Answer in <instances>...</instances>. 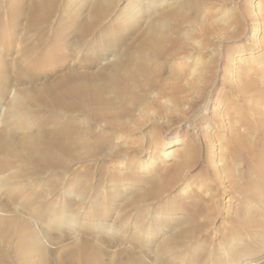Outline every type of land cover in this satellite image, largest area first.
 <instances>
[{"label":"rangeland","instance_id":"374dc122","mask_svg":"<svg viewBox=\"0 0 264 264\" xmlns=\"http://www.w3.org/2000/svg\"><path fill=\"white\" fill-rule=\"evenodd\" d=\"M30 1L32 0H28ZM79 1L76 0V3L72 4L73 9ZM259 4L264 7V0H122L123 7L127 6V8H119L123 9L121 13L118 9L120 19L113 24H107L109 28L106 25L102 29L103 35H100L99 39L103 40L101 38L104 37L105 40L94 50H91L92 46L89 51L82 52L83 57L74 56L65 63L66 67L91 71H96L99 67L112 68L117 59V54L113 51L116 40L126 39L120 46V50L125 49L130 38L127 37L128 33L130 36H139L142 29L147 28L155 19L158 25L154 24V26L157 27H161L165 22L160 32L164 40L160 41L155 54L148 55V60L150 58L152 63L146 66L149 75L148 78L140 76V80L146 83L148 79L149 81L152 79L159 83L165 79L166 83L177 85L180 90L176 91L172 88L167 90L164 87L168 92L167 99H163L156 96V90L150 91V87L145 86L150 94L147 98L143 97V103L138 101V104L133 106L135 108L133 120L131 123L128 122L130 127L132 126L133 133L127 134L131 129L126 134L120 131L115 133L107 128L93 125L96 129H102L91 134L92 150L98 143L102 150L110 149V146L121 147L124 152L117 157V161H92L81 164L78 171H69L68 176L62 173L54 177L48 172L37 171L29 174L26 179L14 178V181L10 182L11 185L5 183V175H0V199L6 203L8 193L16 194L15 202L22 205L13 208L39 227L50 226L52 228H49L50 234L67 236L69 240L67 239L65 244L82 238L84 234L87 237L91 235L90 238L105 235L115 238L114 243H109V240L105 239L111 259L115 258L119 248L137 251L139 246L137 248L133 243L138 241L142 247L139 254H143V258L148 256L149 258H145L146 261L151 260L145 263H159L160 257L156 248L159 236L151 233L150 227L155 223L154 221H165V232L170 233L181 229L187 218L197 226L203 227V233L207 234L203 236L202 233V245L195 248L192 259L207 258L212 253H215L216 258H226L229 251L224 249L233 248L237 245L235 239L239 238L243 244L249 243L246 244L244 251H250L252 260H256V264H264V239L260 240L262 242H257L249 232L244 234L239 230L228 231L230 225L240 228L244 222L239 219L242 220L246 214H252L256 220H264V205L262 206L260 202L262 197L264 198L262 189L264 188V27L258 37H246L248 28L258 19H264V8L256 10ZM19 6V0H0V35L1 31L5 32V37L0 38V57H7L4 47L7 49L13 47L11 58L7 57L9 66L5 70L0 69V86L7 88L6 96L0 94V138L7 131L18 136L25 132L35 134L44 131L34 119L36 111L28 105L19 107L15 102L18 92L31 89L29 81H25L26 83L18 81L19 77L31 76L22 72L18 62L24 57L29 63L25 50L31 48L29 46L31 44L26 42L25 38L29 37L35 42L36 36L33 35V31H28V19L22 18L19 23L12 21V15L17 13ZM60 14L54 16L52 25L47 24V30L51 34L57 27ZM157 16L162 18L161 22L160 19L158 20L159 17L156 20ZM13 26H16L13 30L15 32H12ZM99 51L105 52L101 60L95 63L94 56ZM155 59L157 63H154ZM30 64L36 67L39 73L42 72L39 82L44 81L43 78L48 76L51 77L48 80L53 81L66 71L63 70L64 68L61 70L63 65L58 61H47L37 65L30 62ZM161 65H164L165 72L160 69ZM109 71L110 69L106 73L109 74ZM16 75L19 77L17 78ZM7 77L11 83H7ZM219 79L220 81L225 79L226 82L225 91L220 96H218L219 90L224 82L218 88L213 87ZM246 79L256 82L257 88L248 90L245 86ZM160 83V85L164 84ZM107 94L115 97L111 90ZM141 95L140 92H136V97ZM214 98H217L213 113L215 119L212 114L204 112L206 103ZM178 120L188 122L186 125L190 126L188 128L186 126L185 130L178 128L176 127ZM195 125H200L202 130L196 132ZM47 127L49 128L48 125ZM83 128L91 129L88 125ZM172 136L176 137L178 142L171 149H167L166 143ZM77 146L78 149L83 148L81 144ZM178 160L181 162L180 171L183 173L181 177H184L185 172L189 171V173L183 182L176 185L167 200L161 202V205L155 202L151 209L145 207L146 211L144 209L142 215L136 214L137 212L135 213L131 207L130 210L127 209L132 204V198L135 196L132 194L136 190L154 189L161 182L163 172ZM14 171L16 175L19 168H15ZM36 176L41 177L36 179ZM77 177L81 180L80 184H76V187L70 190V183ZM251 183L252 186H249ZM99 191L101 195L97 196ZM111 192H119L115 210L111 216L106 212L99 213L97 208H106L109 201L107 195L110 199ZM259 195L262 197L259 198ZM35 196L38 199L33 200ZM96 200H100L99 207L95 205ZM208 201L209 206L206 210H211L210 213L200 211L199 206ZM45 213L65 220L60 225L47 218L41 220V215ZM137 215L142 222L135 223ZM124 218L130 219L129 224L125 223ZM227 221L230 225L226 224ZM134 223L137 225L135 226ZM140 223L145 228L141 232L140 227L137 228ZM124 234L129 236L131 243L121 245V235ZM252 243L253 246L250 245ZM53 247L55 248V245H50L49 249H57V246L55 249ZM1 249L7 253L10 250L9 245H2ZM171 259L176 264H188L183 259ZM39 260L43 263L46 257Z\"/></svg>","mask_w":264,"mask_h":264},{"label":"bare ground","instance_id":"6f19581e","mask_svg":"<svg viewBox=\"0 0 264 264\" xmlns=\"http://www.w3.org/2000/svg\"><path fill=\"white\" fill-rule=\"evenodd\" d=\"M19 3V10L17 13L15 12V14L12 15V21H14V23H19V20L22 18H25V20L28 19V31H33V35L36 36L35 42L31 41L29 37L25 38L27 40L26 42L31 44L29 45L31 48H27L25 50V53L29 59V63H27L28 60L24 57L18 62L22 72L24 71L25 73H29L31 76L27 78H20L18 75H16L17 78L19 77V80L17 79L19 82L26 83L29 81L28 83H30L31 89H24L23 91L18 92L15 96V102L19 107H24V105L32 107L34 111H36L35 116L33 115L34 119L35 121H38V125H40L44 131L43 133L38 132L35 134L25 132L19 136L7 131L2 135L0 138V154H2L0 157V175H5L6 181L4 179L3 180L5 183H7V185H11L12 181H14V178L26 179L29 177V174L37 173V171H45L51 176L55 177L58 176L57 174L62 173L67 175V173L79 169L78 167L81 164H87L92 161H117V157L120 156L124 150L117 146H110V149L102 150V148L99 146V143L96 144V147L92 150V147L90 146L92 144V138L90 139L91 134L98 132V130L102 128H107L115 133L120 131V133L126 134L132 127H130L129 123L132 122L131 120H133V114L135 113V108H133V106L135 107V105L138 104V101L143 103V97L147 98L151 90H156V96L163 99L167 97V90H169L168 88H172L176 91L180 90L178 89L177 85H172V83L170 85L169 82L166 83L165 79L160 81L164 83L162 85H160V82L159 84L152 79L151 81L148 79L146 83H142L140 80V76L148 78L149 72L146 69V66H150L152 64L150 63V58L148 60V55L152 56L151 53H154L159 47L160 41L163 39V36L160 32L163 29L162 26L165 22L163 21L164 23H162L161 27H157L154 26V24H156L154 19V21L150 22L147 28L142 29V32L139 34V36L137 35V37L130 36L128 33L127 37L129 36L130 38H128L126 48H123V50H120V46L126 39L116 40V42L113 44V51L117 54V59L114 62V66H112V68H105V70L100 69L99 67L96 71L86 69L82 70L80 68L72 69L70 66L66 67L67 64L65 63H67L70 59L72 60L74 56H77L78 58L83 57L84 54L82 52L89 51L92 46L93 49L91 50L97 48V45L105 40L104 37L101 38L103 40L99 39L100 35H103L102 29L107 24H113L114 22H117L120 19L118 18V12L120 11L121 13V11H123V9L119 8H127V6L123 7L122 0H80L75 9H73L72 4H75L76 0H32L30 2H28V0H19ZM62 3L65 5L63 6ZM261 7L262 5L259 4L256 10L261 9ZM58 13H61V17L58 19L56 29L51 34L47 30V24L54 22L53 18L54 16L58 15ZM163 15H165V13H163ZM260 15H262V12ZM158 17L159 16L155 17L156 20ZM159 19L161 22L162 18L159 17L158 20ZM163 19L166 20L164 17ZM15 27L16 26H13L12 32H15L13 31L15 30ZM263 27L264 19H258V21L248 28L246 37H258L260 34L259 32ZM2 32L3 31H1L2 37L0 35V38L5 37V32ZM4 50L7 51V57L11 58L13 54V47L8 49L4 47ZM104 52H96V56H94L93 61L96 63L97 60H101L100 58L103 56ZM7 57H0V69L2 70H5V68L9 66ZM47 61L60 62V64L63 65L61 70L64 68L63 70L66 71L63 72L59 77H56L53 81L48 80L51 78L48 76L43 78V80L45 79L44 81L39 82V79L42 77V72L39 73V70L36 69V67L34 68L30 62H34L37 65ZM154 63H157V60ZM159 67L162 71H164V65ZM109 69L111 72L109 71V74H107L106 71ZM161 75L163 76L162 73ZM224 80L225 79H223V81H220V79L217 80L213 87H220ZM9 82L11 83V80L9 77H7V83ZM225 83L226 82H224L223 86L220 88L218 96H220L225 91ZM260 85L261 83L259 86ZM145 86L150 87V91H147ZM245 86L249 90L250 88H255L257 83L252 82V80H247ZM132 87L133 89H131ZM107 90H111L115 97L109 96L107 94ZM136 92H140L142 94L141 97H136ZM6 93L7 88L0 86V94L6 96ZM216 101L217 98H214V100L212 99L208 104L205 102L206 105L204 109L205 114H212L214 119L215 117L213 113ZM127 104L130 106H127ZM183 118L185 119V117ZM187 123L188 122L185 121H179L176 127L185 130ZM85 125H88L91 129L88 130L83 128ZM93 125L102 128L96 129L93 127ZM189 126L190 125L188 124L187 128ZM195 128L196 132L202 130L200 125L196 126ZM130 133H133V129H131V131H129L127 134ZM239 136L240 135H238V137ZM176 142H178L176 137H170V140L166 143L167 149H171V147H173ZM77 144H81L83 148L78 149ZM180 166L181 162L178 160V162L173 164L169 169H166L163 172L161 182L158 183L154 189H149L147 191L144 189V191L140 189L136 190V192L132 194L133 196L135 195L132 198V204H130L127 209L130 210L129 208L131 207L135 213L137 212L136 214L142 215L145 207L150 208L155 202H157L158 205H161V202H164L168 199L167 197L172 194L176 185L180 182H183L189 173V171L185 172L184 177L182 178L181 176L183 173L180 171ZM15 168H19V171H17L16 175H14ZM37 177L39 176H36L35 178L37 179ZM67 179H69V177ZM185 181L187 182V180ZM80 182V178L77 177L74 182L72 181V183H70V190L74 189L76 184H80ZM251 182L253 181L251 180ZM258 183L260 184V182ZM183 184H185V182ZM248 184L249 183H247V185ZM252 184L253 183H251L249 186H252ZM85 187L86 186H84V189ZM262 189L264 190V188ZM262 189L260 188V191ZM52 192V194H54V191ZM74 193H76V191ZM99 195H101V191H99L97 196ZM7 196V204L0 199V264H40L41 262L39 259L43 257H46V260L41 264H146L145 262L147 261L151 262V260L146 261L145 258H149L148 256H144L145 258H143V254H139L142 247L138 241L133 243V246H136L137 248L139 246L137 251H133L134 249L129 250L119 248L117 255L113 259L110 257V249L108 248L105 239L109 240V243H114L115 238L109 237L108 235H103L104 237L96 238L93 236V239L90 238L91 235L90 237H87V235L84 236L85 234L83 233L84 235L81 236L82 238H79L73 242L71 241L69 244H65V241L68 239L67 236L52 235L49 232L50 226L46 228L39 227L31 220L26 219L22 213L13 208V206L22 205L21 203L15 202L16 194L8 193ZM260 196L261 195H259V198ZM118 197L119 192H111L110 199L107 195V199L109 201H107L108 203L106 208H97V211H99V213L106 212L111 216L115 210L114 206L118 202ZM17 198L19 200L21 199L19 197ZM35 199H38V197L34 198L33 200ZM95 202V205H100V200H96ZM260 202L263 206V197ZM188 206L190 205H187V207ZM208 206L209 201L200 205L199 210L205 212L207 211L206 209ZM193 208L194 207L191 209ZM127 209L126 211H128ZM210 211L211 210L207 212L210 213ZM46 213L41 215V220L47 218L50 221L52 220V222H58V225H60L65 220L62 218H57L58 216L48 214L46 215ZM209 213H207V216ZM246 215L245 217L239 215L243 218L242 220L239 219V221L244 222L242 225H240V222V228L230 227L231 225L227 221L226 224L230 225L228 226V231L238 232L239 230L244 234L249 232L253 235L257 242L264 239V220H256V217L252 214ZM211 217L213 216H210V218ZM137 218L135 223H139V221L142 222L141 219ZM206 219L209 220L207 217ZM129 222L130 219L128 218L125 223L129 224ZM154 222L155 223H153L149 231L159 236V240L156 243V248L158 251L157 253L160 257L159 263L157 262L158 264H176L173 263L174 260L171 261V258L186 260L188 264L257 263L256 260H252L253 257L249 253L250 251H244L246 244L249 245V243L246 242V244H243L239 238L235 239L237 245H235L233 248L229 247L224 249L229 251L226 258H216L215 253H212L207 258L195 257L192 259L193 253L196 251L195 248H198L202 245L201 240L203 227H200V225L197 226L195 222H190V219L186 218V220L181 225V229L177 230L178 232L173 231L166 233V230L164 229V226L166 225L165 221ZM125 223L124 225L127 227ZM209 224L208 226H210ZM136 225L137 224H135V226ZM141 226L142 224L137 227H140V232L142 229H145L143 226ZM87 233L90 234V232ZM61 234L62 232L60 235ZM206 235L207 234L203 233V236ZM121 236V245L131 243L129 236L125 234ZM254 243L250 245L253 246ZM2 245H9L10 250L8 253L1 249ZM50 245H55V248L57 246V249L53 247L55 250H50Z\"/></svg>","mask_w":264,"mask_h":264}]
</instances>
